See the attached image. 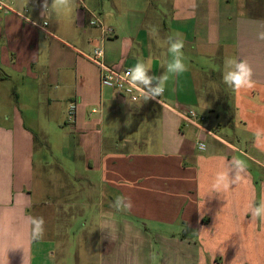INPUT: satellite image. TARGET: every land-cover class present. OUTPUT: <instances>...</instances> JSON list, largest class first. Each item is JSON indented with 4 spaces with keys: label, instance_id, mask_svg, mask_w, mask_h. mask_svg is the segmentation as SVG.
Masks as SVG:
<instances>
[{
    "label": "crops",
    "instance_id": "obj_1",
    "mask_svg": "<svg viewBox=\"0 0 264 264\" xmlns=\"http://www.w3.org/2000/svg\"><path fill=\"white\" fill-rule=\"evenodd\" d=\"M5 2L21 16L0 11V264H62L67 229L75 224L56 218L54 198L87 197L92 174L99 204L130 197V227L142 220L159 224L162 264H264V220L253 219L250 210L245 215L249 205L264 203V0H145L135 7L130 0H77L71 13L50 9L44 17L42 0ZM92 19L111 27L113 36L101 40ZM152 26L159 39L150 35ZM175 33L183 36L189 70L169 75L161 100L204 116L203 127L222 138L198 133L158 102H130L101 87L98 69L80 54L99 42L111 68L143 60L159 76L171 59L166 38ZM227 58L250 65L253 88L234 91L223 83ZM72 100L76 115L69 122ZM24 115L30 123L70 125L82 175L46 176L48 188L42 181L38 189L36 135ZM176 123L181 137L174 142L169 131ZM198 141L208 144L207 152L197 149ZM234 159L247 163L241 180L213 191L215 176ZM74 177L78 189L63 181ZM111 205L97 221L99 244L108 246L105 257L98 248V264H116L109 252L117 226ZM33 217L45 221L39 242L31 238ZM134 240L149 238L138 229Z\"/></svg>",
    "mask_w": 264,
    "mask_h": 264
},
{
    "label": "rangeland",
    "instance_id": "obj_2",
    "mask_svg": "<svg viewBox=\"0 0 264 264\" xmlns=\"http://www.w3.org/2000/svg\"><path fill=\"white\" fill-rule=\"evenodd\" d=\"M142 4H146L145 0H130V7ZM152 4H156V0H152ZM72 94L73 92H70L69 96ZM62 107H64V105H62ZM59 113L60 110H57L55 119L58 118ZM41 117L47 118V115L43 114ZM23 118L26 120V125L28 123L34 127L33 130L30 129V131H33L36 135L34 139V157L36 172L39 173L37 178L39 181L38 189L41 187L42 181L43 186L48 188L45 184L46 179L44 177L46 176L50 178L52 175L60 173H65L68 176L72 175L74 170L76 173L83 174L82 160L75 136L76 134L69 124L61 121L59 124L60 126L51 125L47 121L43 124H37L28 122L30 119L29 115H24ZM215 134L219 138L223 137L220 132H215ZM169 137L174 142L180 139L181 131H179L177 123L173 129H170ZM88 178V182L91 181L92 184L91 187L88 186L87 197L79 196L78 193L75 192L63 198H54L58 204L54 212L56 218L69 220L72 222V225L75 224L67 229V240L64 246L66 255L61 258L62 264H98V248L100 247V255H104V257L105 251H108L107 242H105V240L99 244L100 227L97 221L100 219V216H107L111 204L108 202H104L103 205H101V203L99 204V196L91 189L96 187V177L92 174L88 175ZM63 181H69L70 184L67 187L71 189H78V187H80V181L76 177L73 179L65 178ZM84 199H86V205ZM45 200L52 202V199L48 197ZM83 211H85L86 217H83ZM113 217L116 218L117 221L116 241L112 243V251L109 252H112L116 264H162V244L157 241L156 237L161 229L159 224L142 220L136 221L134 226L130 227V216H128L126 212H114ZM79 219L82 220V223L86 222V225H81V222H79L80 224L77 223ZM138 229L142 232H146L147 238H149L148 243H139L138 240L130 242V235L136 236ZM101 247L103 251L102 254ZM131 250H134L132 255L130 252ZM186 261L187 260L184 259L183 264H186ZM170 264L172 263L170 262Z\"/></svg>",
    "mask_w": 264,
    "mask_h": 264
},
{
    "label": "clouds",
    "instance_id": "obj_3",
    "mask_svg": "<svg viewBox=\"0 0 264 264\" xmlns=\"http://www.w3.org/2000/svg\"><path fill=\"white\" fill-rule=\"evenodd\" d=\"M28 3V0H27ZM35 5V0H33ZM40 7L42 9L41 15L44 17L46 12L54 10L55 12L71 13L75 8V0H51L49 4L48 0H42ZM48 20H45L47 23ZM150 35L159 39V29L156 26H152L149 29ZM260 39H264V33L259 36ZM167 45V52L171 56V59L167 61L163 67L166 71L161 75H152V66L150 62L138 60L137 63L128 70L129 83L138 88L142 93V103L149 100H156L160 98L166 89V82L169 79V75L179 76L189 70L188 64L185 62L183 53L184 39L180 33L169 35L165 41ZM101 51V50H97ZM252 69L250 65L244 60H238L236 58H227L224 62V74L223 83L232 88L234 91H240L244 89H251L254 86L252 79ZM111 87V84H108ZM200 152L208 151V144L201 142L198 145ZM247 170V163L243 159H234L229 165L228 171L219 172L213 181V191L221 192L227 189L231 184H234L241 180L242 174ZM230 173L232 175L230 176ZM117 212H128L132 208V202L130 197L118 196L111 205ZM250 210L251 217L253 219L264 220V203L249 205V208L245 210V215ZM45 221L43 217L31 218V238L35 242L42 241L45 236Z\"/></svg>",
    "mask_w": 264,
    "mask_h": 264
},
{
    "label": "built area",
    "instance_id": "obj_4",
    "mask_svg": "<svg viewBox=\"0 0 264 264\" xmlns=\"http://www.w3.org/2000/svg\"><path fill=\"white\" fill-rule=\"evenodd\" d=\"M0 11L7 12V13H14L16 15H20V13L16 12L9 4L5 2V0H0ZM46 23H43V26H46ZM90 26H95L101 29L102 36L101 40L109 38L113 36L114 31L111 27H105L99 20L92 19L89 21ZM101 51H97V50ZM81 56L84 57L87 61L93 64L98 69V78H99V85L101 87L112 89L116 95L120 97L127 98L130 102H137L142 99V93L138 88L133 87L129 83V76L128 70L130 68H126L121 71H117L110 66H108L104 62V51L102 45L98 42L97 44L93 45L89 53H82L80 52ZM111 84V87L108 84ZM162 97V96H161ZM161 97L157 98L156 100H152L155 102L160 103L164 107H167L173 113L179 115L185 123L191 124L195 126L198 130V133H205L212 135L213 137L217 138L216 135L205 129L202 123L205 121V117L196 114L193 110L185 109L183 111L180 110L179 106L176 104L174 106H167L161 100ZM76 115V102L74 100L70 101L67 106L66 110V117L69 122L73 121ZM202 141L197 142V149L198 145ZM200 151V150H199Z\"/></svg>",
    "mask_w": 264,
    "mask_h": 264
}]
</instances>
